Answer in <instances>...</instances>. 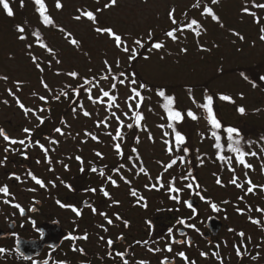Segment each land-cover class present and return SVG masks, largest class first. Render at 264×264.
I'll return each mask as SVG.
<instances>
[{
    "label": "rangeland",
    "instance_id": "obj_1",
    "mask_svg": "<svg viewBox=\"0 0 264 264\" xmlns=\"http://www.w3.org/2000/svg\"><path fill=\"white\" fill-rule=\"evenodd\" d=\"M108 2L109 0H98L96 4L92 0H63V7L53 17L54 22H58V28L45 31L50 40L49 47L53 49V53L47 52L45 48L41 47V43L33 39L19 40L18 35L11 31L12 22L2 19L3 9L0 4V77L7 76L9 78L6 81L0 79V128L7 130L12 138L25 140H27V134L23 132L24 128L38 131L39 135L44 136V140L41 139L40 141H44L45 147L49 148L50 151L55 148V151H52V156L57 162L75 163L77 155L86 161L85 157L88 156V150H93V163L98 161L114 163L121 156H118L113 148L112 137L107 135L108 132L115 135L116 129L119 127L118 122L112 118V113L115 112L124 121L125 127L121 129L123 133L126 125L132 121L136 110L135 103L131 101L128 103H132V110L125 106L127 95L130 93L124 87L118 90L117 100L114 102L119 104V109L114 104L110 106L108 98H103L105 101L103 104H93L88 97H85V110L91 113L89 117H85L80 111L75 116L73 113H69L67 106H70L73 100L62 97L60 99L62 106H60L59 101L56 102L52 99L61 90L68 88L72 82L76 83L73 85L82 83L78 78L72 80L73 78L67 75L68 72L76 71L84 77L93 75V67L104 70L105 60L113 65L117 59L121 63L127 61L126 54L115 48L113 39L107 34H97L95 28L112 26L114 31L119 30L117 34L124 33L144 38L149 32L158 33L165 27L173 25L168 18V13L172 8H175V16L179 22L182 13L190 10L196 0H117L115 6L104 9L97 14L95 24L87 18H81L79 21L74 19L79 14L78 10L95 12L96 9H103ZM222 4L220 10L215 11L216 14L218 12L221 14L222 20L219 22L214 21L212 17L204 19L199 9L192 12V19H197L206 33L194 40L195 42L192 41L184 45L183 49H187L186 52L182 51V48L174 47L173 42L167 39L168 49L156 54L150 53L148 59H144L138 64L139 73L152 86H168L178 92L182 103L177 104V109L187 108L196 113L195 101H203V94L205 93H203L202 87L204 86L202 85L205 84L210 91L208 94L211 93L214 96L218 92L232 94L234 103L245 108V114H239L236 107L228 105L218 98L216 102L217 111L223 129L217 130V132L212 130L208 126L206 118L203 117L194 121L190 120L191 123L185 120L180 121L181 125H178V122L175 123L176 130L184 131L182 135L192 144L193 153L191 155L184 152L183 147L179 150L175 148L174 133L168 127L170 123L164 116L162 118H149V126L153 129L142 133V136L145 137H143L141 144L140 157L135 158L134 161H127L126 156L123 159L127 165L130 164L126 171V179L133 180L134 175L140 173L144 188L146 184L149 185V182L143 179L144 174H147L150 180L154 179V174L163 177L164 181L171 180L173 177H180L183 173L182 169H185L183 166L188 168L191 166L190 163L196 164L193 158H200L203 156L202 153H204L203 158H205L206 167L197 171L200 178L233 179L236 177L235 179L243 180L248 176L264 184L263 147L252 149L256 155L249 158L248 161L246 158V163L252 165V168H248L247 171L242 164L238 163L237 158L231 156L227 159L228 153L224 154V150L223 153H220L219 148L215 147L216 144L226 147L231 143L224 131L228 126L241 127L246 132L252 130L251 133H248L250 135L240 139L243 142L252 141V138L263 133L264 80L258 78L264 76V67H259L258 72L249 82L244 80L240 74L233 71L228 73L226 70L235 64L250 66L263 61L264 40H261V35L264 33L261 32V29L264 28V8L255 7L261 3L254 0H226ZM16 7L20 8L18 5ZM245 7H248L249 12L256 13L259 23L256 22V17L242 11ZM26 12L29 19L30 10ZM60 28H63L64 31L61 32ZM2 32L5 35H2ZM234 33L242 35L243 40ZM72 39H76L79 45H73ZM27 43H32L33 47L28 49ZM130 43L131 41H129ZM32 56L37 57L36 63H39L44 69L43 72L37 69L36 63L31 59ZM57 59L61 63L57 64ZM49 61H51L50 67L48 66ZM220 69H223V74L216 75ZM16 81L21 82L19 90L15 86ZM41 81L47 83L51 91L45 89ZM252 81L257 84L255 88L252 87ZM107 83H101L105 90H109ZM188 85L195 88L193 98L185 91V87L188 89ZM8 89L16 93V97L25 107L33 109L37 115H42L45 118V123L39 125L36 116L31 113L26 117L24 111L19 107L16 97L10 95ZM91 94L95 99L98 94L97 89L93 90ZM111 94L114 95V92ZM241 94L243 95L241 96ZM40 96H44L46 99L42 101L39 99ZM5 100L8 101L7 104L4 103ZM66 102L70 103L66 104ZM144 103V110L147 111L148 100H145ZM40 108L45 109V111L39 112ZM158 108L155 107V110H161ZM122 112H128V116H123ZM98 119H106L108 125L102 124L97 128ZM62 120L66 121L67 126L61 124ZM56 127H61L66 135L62 137L55 133ZM86 132L97 136L98 140L86 136ZM69 133L70 135H68ZM165 133H169V135H165ZM149 134H151L152 139H149ZM45 137L58 140L59 144L52 145L48 143ZM256 139L263 144L264 136ZM0 140H3L1 135ZM85 140L87 142L82 143ZM166 140L173 143L174 156L171 158L181 155L184 157L183 161L177 160V164L167 171L164 170V165L169 162L170 155L167 152ZM0 145H2V156L11 155L9 153L11 151L8 154L5 153L6 147L9 149L10 147L12 149L13 147L14 149L25 148V146L18 144L7 146V144L2 143ZM231 145V149L240 147L245 152L252 151L251 148L242 144L234 146L232 143ZM121 147L124 152L126 147L123 142ZM50 151L48 155H50ZM99 151L103 154L104 159L100 160V157L95 155ZM14 152L17 151L14 150L12 153ZM12 156L15 157L16 155ZM221 156H224L225 159L221 160ZM209 164L213 166L207 167ZM140 167H144L146 173H141ZM233 169L235 172L232 171Z\"/></svg>",
    "mask_w": 264,
    "mask_h": 264
},
{
    "label": "flooded vegetation",
    "instance_id": "obj_2",
    "mask_svg": "<svg viewBox=\"0 0 264 264\" xmlns=\"http://www.w3.org/2000/svg\"><path fill=\"white\" fill-rule=\"evenodd\" d=\"M4 131L10 139H17L12 138L7 130ZM37 132L34 130L32 133L33 145L36 140H44V136ZM25 141L28 143V140ZM2 143L11 146L4 138L0 140ZM1 148L2 145L0 187L7 186L8 193H0V248L5 249L0 252V264H123L124 259L129 264H136L140 260L148 261V264H161L166 257L168 264H191V261H195V264H221V260L223 264H264V211H257L264 210V189L259 187L264 184L259 180L248 176L243 180L236 179L237 184L244 185L239 188L230 183L231 179H220V184H217V179L189 180L182 171L186 178H178L175 186L183 189L184 185L192 183L193 188L183 189L179 193L181 201L178 203L170 199L171 195L177 193L168 191L169 179L164 181L160 176L165 186L159 190L144 188L140 173L134 175L133 180L127 179L131 183L120 180V175L126 178L130 165L123 160L124 153L114 163H93V150H88L83 165L85 171L81 172V165L76 159L75 163H68L69 169L65 170L63 165L66 163L57 162L52 151L49 157L53 162L49 165L39 146L18 148L27 151V159L20 151L12 153L14 147H10L11 152L8 151L11 155L2 156ZM12 155H16V158ZM121 165L124 167L120 173L113 171ZM92 166L97 168L95 173L90 170ZM101 169L105 177L111 175L116 179L119 187H113L101 177ZM29 171L42 179L45 187L36 184L28 175ZM157 176L154 174V179L150 180L144 174L143 179L151 186L157 184ZM248 179L257 185L253 193L247 192ZM196 184H199V188ZM68 185H71V189ZM101 187L109 191L111 199L103 196ZM90 188L97 190L95 193L86 191ZM133 189L137 192L136 197L131 195ZM196 192L209 202L201 200ZM141 195L147 200L146 209L136 203ZM241 196L243 200L239 199ZM184 200H188L196 211L188 208ZM113 201H119V204ZM210 203H216L220 211H213ZM17 204L24 209L23 213L16 207ZM61 204L66 206L62 207ZM67 205L75 206L81 215L77 216ZM93 207L97 209L96 213H93ZM237 208L242 213H238ZM100 212L107 213L113 219V224L107 225ZM116 213L121 220H115ZM250 216L261 223H253L249 220ZM178 219H183L185 223L178 224ZM124 220L129 222L127 227ZM147 221L152 222L151 228ZM189 224H195L199 231L188 227ZM101 226L106 227L107 231ZM169 228L172 229L171 235ZM240 232H244L245 236L240 237ZM85 235L87 239H83ZM73 236L77 239H73ZM108 239L113 241L112 246L107 244ZM173 240L183 243H173ZM169 244L171 252L167 251ZM237 247L241 250L240 256L236 253ZM150 248L161 251L152 252ZM117 252H125L126 255L122 259L116 255ZM179 252H184L188 260L181 258ZM201 252L207 253V256H202ZM217 252L219 259L213 255Z\"/></svg>",
    "mask_w": 264,
    "mask_h": 264
},
{
    "label": "snow or ice",
    "instance_id": "obj_3",
    "mask_svg": "<svg viewBox=\"0 0 264 264\" xmlns=\"http://www.w3.org/2000/svg\"><path fill=\"white\" fill-rule=\"evenodd\" d=\"M20 2H21V7H23V0H20ZM33 3L38 6L37 7V11L40 13L42 24L45 25V26H49V25L54 26V21L51 19V17L48 16V15H45L46 5L43 3V0H33ZM211 3L213 5H215V4L218 3V0H211ZM0 4H2L3 9L6 11V14L8 16L11 17V16L14 15L13 9H12V7L9 4V0H0ZM116 4H117V0H109V2L104 5L103 9H96L95 12H93L91 10H78L79 14L77 16H75L74 19L79 21V20H81V18H87L89 21H91V22H93V24H95L97 22V14L101 13L104 9H108V8H111V7L115 6ZM55 6H56L57 9H60V8L63 7V5L61 4L60 0H56V5ZM193 7H197V8L199 7V0H197V3L194 4ZM255 7L264 8V4H258V5H255ZM175 11H176L175 8H172L169 11V13H168V18H169V20H171V22L174 25V27L172 29H170V30H166L165 31V36L166 37L171 38L172 40L175 41V40L178 39L177 33L183 32L185 28L193 29L195 31L196 36H200L201 35L200 29H201L202 26L200 25V23H199V21L197 19H191L190 22H187V23L178 22L177 19H176V16H175ZM242 11L244 13H246V14H250L253 17H256V13L255 12H249L248 7H245ZM186 15L187 14H185V16ZM201 15H211L212 19L214 21H217V22H219V19H220L215 14V12L213 11V9L211 7L204 8L203 12L201 13ZM256 22L259 23V18L258 17H256ZM193 26H195V29H194ZM60 31L63 32L64 29L60 28ZM95 31H96L97 34H107L110 38H112L115 48L118 51H122L124 54H126L127 60L129 62L135 61L138 56L142 55V53L139 50L140 49H144L145 46H146L142 37H134V36L127 35V34H124V33L117 34V32L119 30L117 29L116 31H114L112 26L96 27ZM17 32L19 34L18 35V39L19 40H21V41H27L28 40V35L26 34V28L24 26L17 25ZM261 32L264 33V28L261 29ZM30 34L35 36V37H37V38H39L41 36V33H40L39 29L31 32ZM234 34L237 35L239 37V39L243 40V36L242 35H240L239 33H234ZM68 35H71V33H68ZM147 39L151 40V41H154L152 43V45H151V48H153L155 50H159V49L164 47V44L162 42H156L154 40L153 34L151 32H149L147 34ZM261 40H264V35H261ZM129 41H131L130 44H129ZM71 43L73 45H76V46L79 45V42L76 39H72ZM26 47L28 49H31L33 47V44L32 43H27ZM41 47L45 48L47 50V52L53 53V49L51 47H49L48 44H46V43L42 44ZM203 50L206 51L207 49H203ZM182 51L186 52L187 49H182ZM31 59L33 60L34 63H36L37 57L32 56ZM144 59H148V57H144ZM56 63L59 64V63H61V61L59 59H57ZM104 65H105L104 74L101 77H99V78L96 75H93L90 78L89 77H82L76 71L68 72L67 75L69 77L74 78V79L78 78L79 80L82 81V83L79 84L78 87H72L71 85H69L68 88L77 97L79 96L81 90L83 89V91L85 93H87L89 101H91L93 104H98V103L99 104H103V103H105L103 98L107 97V98H109L110 106L112 104H114V106L117 109H119V104H115L114 103L117 100V95H113L111 93H112V90H116L118 88V85L123 86L124 88L128 89V92L130 93V95H127V100L125 101V106L129 110H132V103H135L136 110L134 111V116H135L134 123L137 126H139L140 120H142L144 118L143 114L139 111L140 105L142 104V102L144 100V96L141 95V91L142 90H144V91L149 90V84L146 81L138 82L137 74L135 72L126 73L124 70H122L121 69V62L118 59L114 61L115 68L113 67V64H110L107 60L104 61ZM48 66L49 67L51 66V61L48 62ZM36 67H37V69L39 71H41V72L44 71V69L40 66L39 63H36ZM220 71H223V69H220ZM240 75H241V77L244 80H249V76L247 74H245L244 72H241ZM0 79H3V80L6 81L9 78L7 76H2V77H0ZM258 79L264 80V76H261ZM102 81L108 82L107 83V87H108L109 90H105V88L101 86ZM41 83H42V85H43V87L45 89H48L49 91H51V89H49V86H48L47 83H44L43 81H41ZM20 84H21L20 81H16V83H15V86H16V88L18 90L20 88ZM256 86H257L256 82L252 81V87L255 88ZM93 87H95L97 89V93H98L95 99L92 97V94H91ZM7 91L9 92L10 95H12L13 97H16V93L13 92L11 89H8ZM165 91L166 90L161 87V88H159L157 90V94L160 97H164V99L167 101V104H165V108H169V105H172L174 103L175 97L172 96V95L166 96L165 95ZM242 95L243 94H241V96ZM62 96L65 97V98L69 97V91L61 90V92L58 95H56L54 97V99L59 101ZM39 99L44 101L46 98L44 96H40ZM203 99L206 102L203 103V104H198V107L203 108L206 111V113L208 114L207 118L210 120V122L212 123L214 128L215 129H220L222 127L221 121L215 115V113L213 111V107H212V105H213V95L206 93L204 95ZM219 99L222 100V101L234 102L230 95L220 94L219 95ZM16 100H17V103H18L19 107L24 111V114H25L26 117L29 115V113H31L32 115L36 116L39 125H43L45 123V118L42 115H37V113L33 109L25 107V105L19 101L18 97H16ZM128 101H131L132 103H128ZM4 103L7 104L8 101L5 100ZM71 110H72V113H73L74 116L78 113V110L80 112H82V114L85 117L91 116V113L84 109V105L81 102L73 101V106H72ZM237 110L242 115L245 114V111H246L243 106L239 107ZM44 111H45V109H43V108L39 109V112H41V113L44 112ZM149 111H151V109H149ZM121 114L123 116H126V117L128 116V112H122ZM168 114H169V118L172 119V120L181 121L183 119L181 111L177 110V111L173 112L171 109H169V113ZM187 116L190 117L192 120H196L197 119V116L191 110L187 111ZM112 118L115 121L118 122L119 127L116 129V134L115 135H113L111 132H108L107 135L112 137L113 148L116 151L117 155L123 157V149H122L121 145H122V142L124 140V134L122 133L121 129L125 127V123H124L123 120L120 119L119 116L116 115L115 112L112 113ZM129 119H131V117H129ZM61 124L67 126L66 121L62 120ZM102 124L107 126L108 125V121L106 119H103V120L98 119L97 122H96V127L99 128ZM126 127L128 129H131L133 127V123L132 122L128 123L126 125ZM161 127H163V125H161ZM168 127L172 130V133H174L175 148L177 150H179L181 148V145L185 142L186 138H185L184 135L181 134V132L176 130V127L174 126V124H169ZM33 131H34V129H29V128H24L23 129V132L25 134H27L26 138L28 140V145H26L25 139H19V140L10 139V137L5 133L4 129H2V128H0V135L3 136L4 140L9 141L10 145H17L18 144V145H21V146H25V149L28 146H39V148L45 154L46 162L49 165H51L53 161L51 160V158L48 155L50 149L46 148L45 144L41 143L40 140H36L35 144L34 145L32 144V133H33ZM225 131L228 134V140L229 141L233 140V134H235L236 137H239L240 139H242L241 132H240V129L238 127L228 126V127L225 128ZM54 132L59 134L62 137L66 135V133L62 130L61 127H56L54 129ZM68 135H70V133ZM85 135L90 137L93 140H98V137L93 135L90 132H86ZM165 135H169V133H165ZM213 135H216V133H213ZM217 138L219 139V137H217ZM45 139L48 141V143H50L52 145H58L59 144L58 140H55V139H53L51 137H45ZM149 139H152L151 134H149ZM137 140H138V138H137ZM86 142H87L86 140L82 141V143H86ZM237 143H239V141H237ZM247 143L250 144L251 141H248ZM165 144H166V147H167V152L170 155L169 162L164 165V170L167 171L168 169L173 168V166L177 164V160L183 161L184 157L181 155V156H175L174 158H171V157L174 156L173 143L166 140ZM215 147L219 148L220 145L216 144ZM229 147H232V145L229 144ZM14 150L20 151V154L25 159L28 158V153H27L26 150H20V149H14ZM232 150L237 153V158H238V160H239V162L241 164L245 165L247 168H252V165L250 163H246L244 158L247 155L255 156L256 155L255 152H251V153L245 152L240 147H234V148H232ZM4 151L8 152V151H10V149L8 147H6L4 149ZM51 151L54 152L55 148H52ZM183 151L184 152H188L189 149L187 147H183ZM132 152H137V149L133 148ZM95 155L97 157L103 158V154L101 152H96ZM137 155H138V153H137ZM69 159H71V157H69ZM75 159L81 165V169H80L81 172H84L85 169L83 167V165H84L83 158L81 156L77 155L75 157ZM129 159H131V157H129ZM220 159L223 160V159H225V157L221 156ZM5 160H7L6 156H5ZM37 163H40V161L37 160ZM61 163H63V162L61 161ZM63 166H64L65 170L69 169V165L64 164ZM123 167L124 166L121 165L118 168H114L113 171L116 172V173H120L121 169ZM49 170H52V169L50 168ZM90 170L95 173L97 171V168L95 166H92L90 168ZM232 171L235 172V169H233ZM140 172L141 173H146L145 168L144 167H140ZM99 174L101 175V177H104L107 181H109L112 184L113 187H119V185L117 183V180L113 179V177L111 175H108V176L105 177L103 169L100 170ZM28 175L31 177L32 180H34L36 182V184L40 185L41 187H45L44 181L42 179L37 178L35 175H33L31 173V171L28 172ZM187 175L191 176V173H188ZM245 175H247V173H245ZM119 178H120V180L124 181L125 183H131V181L127 180L123 175H120ZM178 178L179 179H185L186 177L183 174H181L180 177H173L168 182V191L170 193H173V192L177 193V195H171L170 199H173V200H175V201H177L179 203L181 201V197H180L179 193L183 189L191 190L193 188V184L192 183H188V184L183 186V189L181 187H176L175 186V182H176V180ZM16 179L19 180V177H16ZM161 179L162 178L160 176H157V178H156L157 184H152L151 186L146 184L145 188L146 189L151 188V189H156V190H159V188H163L165 185L161 182ZM191 179L193 181H195L196 178L194 176H191ZM216 182H217V184L221 183L219 178L217 179ZM230 183H232L233 185H235V186H237L239 188H243L244 187V185H242V184H237V180L235 178L231 179ZM247 184L249 185V187L247 188V192L248 193H253L254 190L257 188V185H255L252 182L251 179L247 180ZM68 187L71 189V185H68ZM196 187L199 188V184H196ZM259 187L261 189H264V185H260ZM31 190L34 191V189H31ZM96 190H97L96 188L86 189V191H91L93 193H95ZM100 191L102 192L104 197H106L108 199H111L109 191H107L104 187H101ZM0 193H5V194L8 193V187L7 186L0 187ZM195 194L197 196H199L201 200H204L205 202H209L199 192H196ZM131 195L133 197L137 196V192H136L135 189L131 190ZM243 198H244L243 196L239 197V199H241V200H243ZM183 202L185 203V205L188 208L192 209L193 211H196L193 208L192 204L188 200H184ZM57 203L59 204L61 202L57 201ZM113 203L114 204H119V201H113ZM136 203H137V205L142 206L145 209L147 208V200L142 195L139 196V199L136 201ZM224 203H227V201H225ZM61 206L64 207L66 205L61 204ZM16 207L20 208V205L17 204ZM67 207H71L72 211L75 212V214L77 216L81 215V212L75 206L67 205ZM210 207L215 212H219L220 211V208L217 206L216 203H210ZM20 211H21V213H23L24 209L20 208ZM92 211H93V213H96L97 209L95 207H93ZM249 211H251V208H249ZM257 211L259 212V211H264V210L257 209ZM237 212L238 213H242V210L237 208ZM99 214L104 217L107 225H112L113 224V219L109 218L107 213L100 212ZM114 218H115V220H118V221L122 219L118 213L114 214ZM249 220L252 221L253 223H256V224H260L261 223L260 220H253L251 216L249 217ZM123 222H124L125 226L127 227L129 222L127 220H124ZM147 223L149 224V227L151 228L152 222L151 221H147ZM177 223L178 224H184L185 221L183 219H178ZM101 227L103 228V230L105 232L107 231L106 227H103V226H101ZM188 227L196 229L195 224H189ZM168 231H169V234L171 235L172 229L169 228ZM196 231H199V229H196ZM239 236L240 237H244L245 233L244 232H240ZM72 238L73 239H77V237H75V236H73ZM83 239H87V235H85L83 237ZM101 239H104V238L101 237ZM118 239H123V237H118ZM248 239H251V238L249 237ZM172 242L173 243H183V241H175V240H173ZM137 243L147 244L148 241H142V242L141 241H137ZM107 244L109 246H112L113 245V241L111 239H108L107 240ZM216 247H219V245H217ZM4 251H5V249L0 248V252H4ZM80 251H83V249H80ZM149 251L158 253V252L161 251V249H159V248L151 249L150 248ZM167 251H169V252L172 251L171 244H169L167 246ZM236 253H237L238 256L241 255V250H240L239 247L236 248ZM109 255H111V253H109ZM116 255L123 259V257L126 255V253L125 252H117ZM178 255L181 258H183L185 261L188 260V257L185 255L184 252H179ZM201 255L202 256H207V253L201 252ZM213 255H215L218 259L220 258V254L218 252L217 253H213ZM123 264H129L128 260L124 259L123 260ZM136 264H148V261L140 260V261H137ZM161 264H168V258L166 257L164 260H162ZM191 264H195V261H191ZM221 264H223V260H221Z\"/></svg>",
    "mask_w": 264,
    "mask_h": 264
},
{
    "label": "trees",
    "instance_id": "obj_4",
    "mask_svg": "<svg viewBox=\"0 0 264 264\" xmlns=\"http://www.w3.org/2000/svg\"><path fill=\"white\" fill-rule=\"evenodd\" d=\"M93 2H95L97 4L98 0H92ZM226 2V0H218V3L213 5L211 3V1H207V0H199V7H193L194 4L197 3V0L196 2L190 7V10H187L185 12L182 13V16H181V20L179 22L181 23H187V22H190V20L192 19V12L199 9L200 10V13L203 12V9L206 8V7H211L213 9V11H218L220 10L221 8V5L222 2ZM254 1H258L260 2L261 4H264V0H254ZM61 4L63 3V0H60ZM20 0H9V4L10 6L12 7L13 9V13L14 15L13 16H8L6 14V11L3 9V6H2V11H3V14H2V19L3 20H10L12 22V25L11 26V31H13L14 33H16V35H19L18 32H17V25H22L26 28V34L28 35V39H33L41 44H48V46L50 45V40L48 38V36L46 35L45 31L47 30H54L55 28H58V22H54V26L52 25H49V26H45L42 24L41 22V16H40V13L37 11V5L33 3V0H23V7H21V4H20ZM43 3L46 5V12H45V15H48L51 17V19L54 21L53 17L54 15L57 13V11H59L60 9H57L56 8V0H43ZM254 3V2H253ZM2 5V4H1ZM16 5H18L20 8L16 7ZM63 5V4H62ZM223 9V8H222ZM27 10H30V17L29 19L27 18L26 14H27ZM185 14H187L185 16ZM216 14V12H215ZM220 19L219 21L222 20V17H221V14L218 12L216 14ZM204 17V19H207V17H211V15H202ZM174 27V25H171V27H165L163 30H161L160 32L158 33H152L153 34V37H154V40L156 42H162L164 44V47L159 49V50H155L153 48H151V45L154 41H151V40H148L147 39V36H145L143 38L144 42H145V48L144 49H140L139 51L142 53V55L138 56L137 59L135 61H131L129 62L128 60L124 63H121V69L124 70L126 73L128 72H135L137 74V79H138V82H144L145 80L142 78L141 74L139 73V68H138V64L142 61H144V57H148L150 53H158V52H163L164 50H167L168 49V41L167 39L171 40L173 42V46L176 47V48H184V45L186 44H189V42H192L196 39H198V37L200 36H204V33H206L205 29L203 27H201L200 31H201V35L200 36H196L195 34V31L193 29H187L185 28L183 32L181 33H177V36H178V39L177 40H172L171 38H168L165 36V31L166 30H170ZM194 29H195V26H193ZM39 29L40 33H41V36L39 38L31 35L30 33ZM9 33L11 32L10 29L8 30ZM2 35H5L4 32L1 33ZM195 42V41H194ZM260 63V64H259ZM253 65H255V67H253ZM261 65V66H260ZM113 67L115 68V65H113ZM252 67V68H250ZM259 67H264V59L263 61L261 62H256V64H251L250 66H242L241 64H235L232 68H229L226 70V72L230 73L231 71L235 72V73H238L240 74L241 72H244L245 74H247L249 76V80L248 82L250 81V79L254 78V74H256L259 70ZM94 71H93V75H96L98 78L101 77L103 74H104V70L103 69H99V68H95L93 67ZM218 72V71H217ZM220 74H223V71H219L218 74L216 75H220ZM93 75H88V76H84V77H91ZM72 80H76V79H72ZM247 81V80H246ZM104 82V81H102ZM74 82L71 83V86L72 87H78L79 85H73ZM148 83V82H147ZM76 84V83H74ZM149 84V90L147 91H144L142 90L141 91V95L144 96V100L142 102V104L140 105V108H139V111L143 114V119L140 120L139 122V126H137L135 123H134V120H135V116L133 117L132 119V123H133V127L131 129H128L126 127V129L124 130L123 134H124V140H123V143L125 144V147L126 149H124V157L126 156V160L127 161H134L135 158H139L140 157V152H141V144H142V141H143V137L145 136H142V133H145V132H148L149 130H152L153 128H151L149 126V122H148V119L151 118V117H154V118H162L163 116L168 120V122L170 124H174V126L177 128V126L175 125V123L178 122V125H181V122L180 121H175V120H172L169 118V109H171L173 112L174 111H181L182 113V116H183V120L185 121H194L192 120L190 117L187 116V111L189 109L187 108H183V109H177L178 107V103H182V99L181 97L179 96L178 92H176L175 90H173V88H169L168 86H165V87H162V86H152V84L148 83ZM202 86V90H203V93H207L210 92L208 87L203 84ZM123 86H120L118 85V88L116 90H112V92H114V95H117L118 93V90L120 88H122ZM164 88L166 91H165V95L168 96V95H172L175 97V101L172 105H169V108H165V104H167V101L164 99V97H160L158 94H157V90L159 88ZM188 89H186L185 87V91L188 95L191 96V98H193L195 95L194 94V91H195V88L193 86H187ZM65 90L69 91V97H67V99H70L71 101H76V102H81L83 103L84 105V102H85V97H88L87 93H85L83 91V89L81 90L79 96L77 97L74 93H72V91L69 89V88H66ZM93 90H96L95 87H93L92 89V92ZM203 94V97L204 95ZM211 94V93H210ZM220 94H225V95H230L232 97V94H227V93H222V92H218L215 96L213 94V111L215 113V115L217 116V118L221 121L220 117H219V114H218V111H217V99L219 98V95ZM63 97V96H62ZM61 97V98H62ZM107 98V97H105ZM53 100H55L56 102H58L56 99L52 98ZM109 99V98H108ZM145 100H148V110L145 111L144 110V106H145ZM232 100L234 101L233 97H232ZM73 101L72 103L70 104V106L68 105V109H69V113L72 114V106H73ZM206 101L203 99V101H195L196 103V106H197V112L193 113L197 116V119L198 118H206V120L208 121V126L217 132V130H220V129H223L222 127L220 129H215L214 126L212 125V123L210 122V120L207 118L208 114L206 113V111L203 109V108H200L198 107V104H203L205 103ZM61 101L59 100V104L60 106L61 105ZM70 102H66V104H69ZM224 103L228 104V105H233V107H236V109H238L239 107H241L242 105H239L237 106L236 103L234 102H230V101H224ZM178 104V105H177ZM155 107H159L161 110H155ZM158 108V109H159ZM67 109V110H68ZM84 109H85V105H84ZM149 109H151V111H149ZM64 112V110H62ZM79 111V110H78ZM88 111V110H87ZM238 111V110H237ZM67 113V112H66ZM239 113V112H238ZM240 114V113H239ZM77 117V116H76ZM196 119V120H197ZM222 125V123H221ZM234 127H237V126H234ZM240 129V132H241V137H246L250 134L248 133H251L252 130L250 131H245L244 129H242L241 127H238ZM225 131V130H224ZM181 134H183L184 131L180 130ZM226 132V131H225ZM227 134V133H226ZM261 134H264V128H263V133ZM261 134H258L256 137L252 138V141L251 143H247V142H243L240 140L239 137H236L235 134H233V140L231 141L230 144L234 143V146H238L239 144H242L243 146L247 147L248 148H251V150L255 149V148H262V150L264 151V139H263V144H261V141H258L256 138H261L263 137L264 135H261ZM228 136V134H227ZM138 138V140H137ZM237 141H239V143H237ZM263 145V146H262ZM250 146V147H249ZM181 147H187L189 149V151L187 152L188 154L191 155V153H193L191 147L192 144L187 141L185 139V142L181 145ZM135 148L137 149V152H132V149ZM217 150V148H216ZM223 150H224V154L228 153V158L229 159L231 156H234L235 158H237V153L236 152H233V150L228 146L226 147H222L220 145L218 151L220 153H223ZM252 151H249V153L253 152ZM138 153V155H137ZM203 156H201L200 158H193V161L196 163L194 164L193 162L190 163V167H185L183 166V168H185L184 170L182 169L183 172H185L186 174V177L189 179V180H192L191 179V176H194L197 180V179H200V177L198 176V173L197 171L198 170H201V168H205L206 167V163L204 162V153H202ZM129 157H131V159H129ZM252 155H247L245 156V160L247 158L246 161H248L249 158H251ZM238 159V158H237ZM202 161V162H201ZM239 161V160H238ZM213 165L209 164L207 165V167H211ZM188 173H191V176H188L187 174Z\"/></svg>",
    "mask_w": 264,
    "mask_h": 264
}]
</instances>
